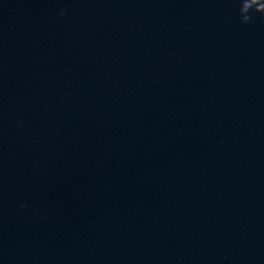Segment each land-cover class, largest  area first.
<instances>
[{"label": "water", "instance_id": "95a60500", "mask_svg": "<svg viewBox=\"0 0 264 264\" xmlns=\"http://www.w3.org/2000/svg\"><path fill=\"white\" fill-rule=\"evenodd\" d=\"M240 6L0 0V264H264V17Z\"/></svg>", "mask_w": 264, "mask_h": 264}, {"label": "clouds", "instance_id": "9594fccd", "mask_svg": "<svg viewBox=\"0 0 264 264\" xmlns=\"http://www.w3.org/2000/svg\"><path fill=\"white\" fill-rule=\"evenodd\" d=\"M240 16L243 24H248L252 17L250 13L254 10L256 13L264 17V4L257 3V0H240ZM66 12H61L60 15H65Z\"/></svg>", "mask_w": 264, "mask_h": 264}]
</instances>
